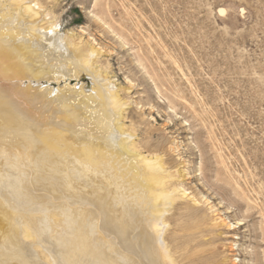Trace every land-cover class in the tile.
Here are the masks:
<instances>
[{
	"label": "rangeland",
	"instance_id": "374dc122",
	"mask_svg": "<svg viewBox=\"0 0 264 264\" xmlns=\"http://www.w3.org/2000/svg\"><path fill=\"white\" fill-rule=\"evenodd\" d=\"M36 2L39 11L49 14L41 17L42 23H55L59 34L97 51L95 71L126 105L121 120L125 130L132 133L142 155L163 160L170 191H176L162 232L174 263L264 264V0ZM91 81L84 76L76 88ZM66 83L44 82L40 87L56 91ZM7 174L6 178L13 176L9 170ZM51 183L52 188L43 184L37 192L36 183L27 190L46 195L48 213L55 214L51 220L42 213L47 221L42 227L47 233L41 234L45 242L33 244L31 238L22 241L16 236L23 251L17 245L14 250L5 248L0 238L2 263L9 264L11 258L13 264L22 263L19 253L8 259L3 251L19 249L36 264H58L55 261L64 253L67 257L78 251L76 235L66 229L70 223L63 217L58 221L62 200L57 199L58 184ZM5 190L12 193L9 187L0 191L8 194ZM25 204L27 211L30 205ZM5 221L0 235L7 233ZM37 225L41 223L33 227ZM139 229L130 232L132 243ZM87 235L88 241L97 237ZM61 237L66 243L58 245ZM110 256L97 259L115 264Z\"/></svg>",
	"mask_w": 264,
	"mask_h": 264
},
{
	"label": "bare ground",
	"instance_id": "6f19581e",
	"mask_svg": "<svg viewBox=\"0 0 264 264\" xmlns=\"http://www.w3.org/2000/svg\"><path fill=\"white\" fill-rule=\"evenodd\" d=\"M39 10L36 0H0V173L6 172L0 190L9 187L15 199L6 190L8 194L0 191V231L5 217L10 219V212L18 209V216L6 220L9 225L5 226L7 233L0 235L1 243L7 249L12 246L14 250L17 245L23 250L16 236L22 241L31 238L33 244L45 242L41 234L44 237L43 230L47 233L42 228L47 221L42 213L49 211L45 204L48 197L27 190L39 183L38 192L43 184L53 182L58 184L57 199L62 200L58 203V221L63 217L70 223L69 228L63 225L64 229L73 230L80 245L77 247H82L71 253L68 248L69 258L61 249L64 256L56 260L54 255L55 263L104 264L97 256L111 255L110 261L117 260L115 264H175L162 239L167 226L164 216L176 199L163 160L142 155L132 133L125 130L121 120L126 105L113 85L95 71L93 57L97 51L59 34L55 23H42L41 17L49 14ZM84 76L92 81L76 88ZM59 80H67L64 88L54 91L40 87ZM71 80L75 83L70 87ZM34 86L38 87L30 89ZM8 170L13 173L10 178H6ZM15 197L25 200L19 203ZM25 203L30 205L27 211ZM47 216L52 220L55 214L49 212ZM37 223L42 226L34 228ZM138 227L141 230L132 243L130 232L133 235ZM92 232L97 237L88 241L86 236ZM64 237L57 238L58 245L66 243ZM3 252L8 259L19 253L21 264H36L19 249Z\"/></svg>",
	"mask_w": 264,
	"mask_h": 264
}]
</instances>
